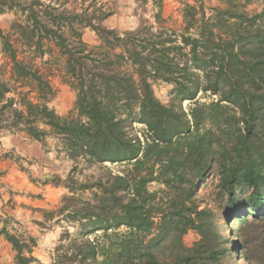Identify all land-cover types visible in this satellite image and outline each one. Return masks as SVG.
<instances>
[{
  "label": "trees",
  "instance_id": "obj_1",
  "mask_svg": "<svg viewBox=\"0 0 264 264\" xmlns=\"http://www.w3.org/2000/svg\"><path fill=\"white\" fill-rule=\"evenodd\" d=\"M216 1L183 4L170 24L151 0L154 22L121 31L104 25L116 11L102 0H0L14 16L0 27V131L54 137L74 163L44 213L65 225L53 264H234L229 224L264 220V10L247 11L264 0ZM56 77L75 93L65 116L49 107ZM159 82L173 87L167 104ZM209 175L221 225L196 200ZM0 237L14 264H40L34 237L5 226Z\"/></svg>",
  "mask_w": 264,
  "mask_h": 264
},
{
  "label": "rangeland",
  "instance_id": "obj_2",
  "mask_svg": "<svg viewBox=\"0 0 264 264\" xmlns=\"http://www.w3.org/2000/svg\"><path fill=\"white\" fill-rule=\"evenodd\" d=\"M110 3L116 13L104 22L108 28L118 30H129L137 27L140 20H146L153 23L152 14L154 12L151 0H148L145 5L140 6L141 0H102ZM202 2L206 8L219 6L216 0H164L163 17L170 20V24H179L180 10L183 4L197 5ZM264 10L262 2H254L247 6L249 13H259ZM14 16L11 13H6L0 16V27L8 31ZM83 40L90 46L98 44L95 34L89 29L83 30ZM2 60L0 59V65ZM52 84L55 89V96L49 103L58 115L65 116L73 108L75 101V93L59 78H53ZM173 87L165 83H156L153 85L155 96L164 104H167L172 96ZM187 106V102L183 107ZM136 129H141V126L134 124ZM5 135H12L6 131H0V138ZM18 138L13 140L21 141L22 150H12L10 155L14 158L17 170L21 171L26 179L34 184L42 186V191L39 194L28 195L27 199L34 204L26 207L28 211H16L14 217L7 216L3 213L0 215L1 227L5 226L10 233H15L23 236H32L37 241V247L34 250V256L40 264H53L55 249L60 239L61 234L65 229L64 224L57 222V217L51 218L44 216L45 212H54L60 205L64 196L67 195V190L64 188V183L74 166L73 161L67 158L66 153L58 140L54 137H47L43 142H38V146L29 147L21 140L20 137H25L24 134L13 135ZM38 153L39 158H35ZM5 156L7 154H2ZM81 167L78 168V170ZM75 171V174L78 172ZM93 170H85L84 174L89 175ZM48 176V178H46ZM51 176L58 177L60 186L48 184L47 189L44 188L43 181L49 179L53 181ZM78 177L77 175H75ZM1 178V174H0ZM47 186V185H46ZM196 200L200 205V209H209L216 214V221L221 225V210L225 200L218 196L217 178L209 175L204 181L198 184L196 188ZM30 198V199H29ZM41 205V206H39ZM26 210V209H25ZM0 227V229H1ZM231 241H235L236 246L233 248L231 255L235 257L234 264H264V220H258L252 215L247 217V221L241 225L232 222L229 224ZM70 233L74 235L76 228L68 227ZM223 233L228 235L226 229H222ZM199 239V236L190 231L183 237V243L186 247H191L194 242ZM5 256L2 257L0 264H14V253L10 246L6 249L1 247ZM230 256V255H229ZM228 261L231 260V256ZM226 258V261H227Z\"/></svg>",
  "mask_w": 264,
  "mask_h": 264
},
{
  "label": "crops",
  "instance_id": "obj_3",
  "mask_svg": "<svg viewBox=\"0 0 264 264\" xmlns=\"http://www.w3.org/2000/svg\"><path fill=\"white\" fill-rule=\"evenodd\" d=\"M13 138H18V136L5 135L0 138V215L5 213L7 216L16 218V211H28L26 207L31 205L36 207L28 201L27 196L29 194H39L42 191V186L28 181L23 173L17 170L10 152L12 150H22V147L20 145L21 141L13 140ZM20 139L27 144H31L30 148L38 146L37 141H31L25 137H20ZM1 153L7 154V157L2 156ZM39 156L36 153L35 158H39ZM43 187L47 189L48 185ZM1 247H4V249L9 247V244L2 237H0V261L5 256V252L3 253Z\"/></svg>",
  "mask_w": 264,
  "mask_h": 264
}]
</instances>
